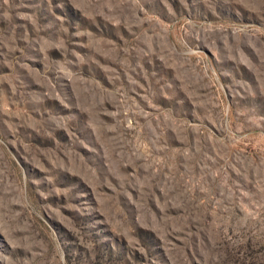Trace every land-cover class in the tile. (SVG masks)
<instances>
[{"label": "rangeland", "instance_id": "rangeland-1", "mask_svg": "<svg viewBox=\"0 0 264 264\" xmlns=\"http://www.w3.org/2000/svg\"><path fill=\"white\" fill-rule=\"evenodd\" d=\"M0 264H264V0H0Z\"/></svg>", "mask_w": 264, "mask_h": 264}]
</instances>
